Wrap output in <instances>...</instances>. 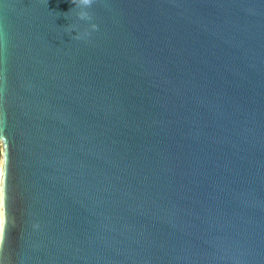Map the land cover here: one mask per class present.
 I'll return each mask as SVG.
<instances>
[{"label":"water","instance_id":"1","mask_svg":"<svg viewBox=\"0 0 264 264\" xmlns=\"http://www.w3.org/2000/svg\"><path fill=\"white\" fill-rule=\"evenodd\" d=\"M0 264H264V0H0Z\"/></svg>","mask_w":264,"mask_h":264},{"label":"bare ground","instance_id":"2","mask_svg":"<svg viewBox=\"0 0 264 264\" xmlns=\"http://www.w3.org/2000/svg\"><path fill=\"white\" fill-rule=\"evenodd\" d=\"M0 221H1V216H0Z\"/></svg>","mask_w":264,"mask_h":264}]
</instances>
